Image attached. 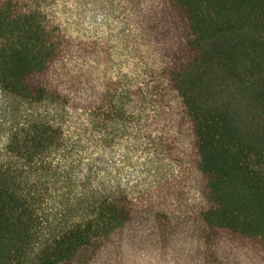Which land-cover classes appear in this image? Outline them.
<instances>
[{
	"label": "trees",
	"instance_id": "1",
	"mask_svg": "<svg viewBox=\"0 0 264 264\" xmlns=\"http://www.w3.org/2000/svg\"><path fill=\"white\" fill-rule=\"evenodd\" d=\"M0 93V264H264V0H0Z\"/></svg>",
	"mask_w": 264,
	"mask_h": 264
},
{
	"label": "rangeland",
	"instance_id": "2",
	"mask_svg": "<svg viewBox=\"0 0 264 264\" xmlns=\"http://www.w3.org/2000/svg\"><path fill=\"white\" fill-rule=\"evenodd\" d=\"M64 1H68V0H56V4H59V5H61ZM6 104H8V109L7 110H10L11 109V104L12 105H14V106H18L19 104L18 103H16V102H13V100H8V101H6L4 98H3V96H2V94L0 93V118L2 117V114L3 113H7V111H5V109H6ZM21 109H23V111H24V113L26 112L25 110L26 109H28V110H31V111H33V112H36V110H34V109H31L29 106H26V105H23V106H21ZM29 112V111H28ZM2 127V126H1ZM6 128V127H5ZM6 131L7 130H4V127H2V128H0V153H2L3 152V149H4V147H5V145H6V142H7V140H6V137H5V135H6ZM5 137V138H4Z\"/></svg>",
	"mask_w": 264,
	"mask_h": 264
}]
</instances>
